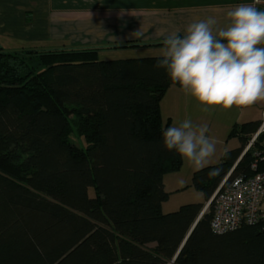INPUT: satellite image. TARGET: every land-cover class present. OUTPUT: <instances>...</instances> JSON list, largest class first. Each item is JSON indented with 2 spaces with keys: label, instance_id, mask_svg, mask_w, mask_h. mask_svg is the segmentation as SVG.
<instances>
[{
  "label": "trees",
  "instance_id": "16d2710c",
  "mask_svg": "<svg viewBox=\"0 0 264 264\" xmlns=\"http://www.w3.org/2000/svg\"><path fill=\"white\" fill-rule=\"evenodd\" d=\"M264 1V0H263ZM259 11L264 8L256 7ZM129 43L61 49L0 47V264H170L260 121L235 123L240 147L192 175L206 203L163 211L166 174L183 159L164 147L161 102L173 85L161 56L100 59ZM76 131L81 147L72 141ZM230 177L252 176L255 150ZM219 169L218 174L209 172ZM94 195H90V189ZM213 200L174 264H264V229L215 233Z\"/></svg>",
  "mask_w": 264,
  "mask_h": 264
},
{
  "label": "crops",
  "instance_id": "0c3cea01",
  "mask_svg": "<svg viewBox=\"0 0 264 264\" xmlns=\"http://www.w3.org/2000/svg\"><path fill=\"white\" fill-rule=\"evenodd\" d=\"M255 1L0 0V37L12 39L21 46L20 50L31 49V46H34L33 49L48 50L129 43H161L164 36L169 33L178 32L182 36L186 26L198 19L215 16L223 23L227 11L239 4L264 8L263 2L256 5ZM138 30L143 35L139 38L133 37L131 34ZM0 47L3 48L1 45ZM162 47L110 49L101 53H106L105 55L113 59L123 58L117 57L122 52L136 53L142 50L150 51V55L147 56H161ZM164 105H166L165 109ZM253 107L256 109L245 121L241 122L237 117L235 123L260 121L264 111V102H258ZM201 108L202 105L195 98L186 95L181 87L175 85L169 88L161 102L162 113L166 116L165 121H169L170 126L178 125L185 119L191 120L194 125L207 124L209 132L206 135L219 142L216 152L225 153L238 148L239 146L233 148L226 146L222 148L221 146L220 148L221 141L219 140L222 132L229 136L231 126L235 124H232V119L228 118V114L221 116L223 110L219 107L209 112H203ZM195 171L191 166L188 176L193 175ZM188 179L189 177L181 179L179 174H173L166 181L172 180L170 185L174 183L177 186H188ZM201 202L206 203L205 199Z\"/></svg>",
  "mask_w": 264,
  "mask_h": 264
},
{
  "label": "clouds",
  "instance_id": "9594fccd",
  "mask_svg": "<svg viewBox=\"0 0 264 264\" xmlns=\"http://www.w3.org/2000/svg\"><path fill=\"white\" fill-rule=\"evenodd\" d=\"M131 35L139 38L143 33ZM162 44L155 67L164 69L173 84L195 98L201 111L244 109L264 102V11L239 4L227 11L223 23L215 16L195 20L182 36L178 32L164 36ZM208 132L207 124L185 119L164 129L163 144L199 171L217 150V141Z\"/></svg>",
  "mask_w": 264,
  "mask_h": 264
},
{
  "label": "built area",
  "instance_id": "2783aa9c",
  "mask_svg": "<svg viewBox=\"0 0 264 264\" xmlns=\"http://www.w3.org/2000/svg\"><path fill=\"white\" fill-rule=\"evenodd\" d=\"M264 3L256 0L255 4ZM264 134V111L258 130L245 151L249 150L260 135ZM246 153V152H245ZM251 164L252 176L238 174L226 177L215 196V209L211 222L215 233L235 230L243 224L261 225L264 229V141L260 150L254 152Z\"/></svg>",
  "mask_w": 264,
  "mask_h": 264
},
{
  "label": "rangeland",
  "instance_id": "374dc122",
  "mask_svg": "<svg viewBox=\"0 0 264 264\" xmlns=\"http://www.w3.org/2000/svg\"><path fill=\"white\" fill-rule=\"evenodd\" d=\"M11 41V43H9ZM0 45L4 48V50L6 51H19L21 48V46H19L17 43H15L14 41H12V39L6 38V37H0ZM32 48H34V46H31ZM26 49V48H25ZM29 49V48H28ZM150 51L147 50H142V51H136V53L128 51L125 53H120V56L117 57H123V58H130V57H143V56H147L150 55L149 54ZM106 53H100V59H113L111 56L105 55ZM164 105V109H165ZM256 109V107H248V108H237V107H233L230 110H223L221 112V116H224L226 114H228V118L230 117V119H232V124L235 123V121H237V117L239 119V121L243 122L245 121L249 116L250 113L253 112ZM165 113L167 115V111L165 110ZM243 114V116H241ZM249 114V115H248ZM164 120H166V116H164ZM232 127V126H231ZM231 129V128H230ZM229 129V130H230ZM229 133V132H228ZM72 141L75 142L76 144H78L81 147L85 146V143L83 141V139H81V137H79L76 133V131L71 135ZM221 141V145L220 148L222 146V148L229 147V148H233V147H240L241 142L239 139H237L236 137H230L228 136V134L222 132V137H220ZM219 146V142H217L216 144V149ZM224 152H216L215 156L212 158L210 164H216L219 163L220 158L222 156ZM189 168H191V166L184 160V164L181 168V170L177 173H170L169 175H167L165 177L164 180V188L166 191L170 192V197L169 199L163 203V211L164 212H171V211H175L177 210L181 205L186 204V203H196V202H201L204 201L205 197L204 194L201 193L200 191L196 190L194 187L189 186L192 180V174L189 175ZM173 174H179L181 179H185V177H189L188 179V186H177V184L172 183V185H170V182H167V178H170V176H173ZM176 176V175H175ZM166 181V182H165ZM166 183V185H165ZM90 195H94V190L91 188L89 191Z\"/></svg>",
  "mask_w": 264,
  "mask_h": 264
},
{
  "label": "water",
  "instance_id": "95a60500",
  "mask_svg": "<svg viewBox=\"0 0 264 264\" xmlns=\"http://www.w3.org/2000/svg\"><path fill=\"white\" fill-rule=\"evenodd\" d=\"M245 152L246 151H244L243 152V154L241 155V157L239 158V160L237 161V163L235 164V166L233 167V169L231 170V172L228 174V176L227 177H229L231 174H232V172L234 171V169H235V167H236V165L238 164V162L241 160V158H242V156L245 154ZM227 179V178H226ZM220 189V188H219ZM218 189V190H219ZM217 190V191H218ZM217 191L215 192V194L212 196V198L210 199V201L205 205V207H204V209H203V211H202V213H201V215L199 216V218H198V220L196 221V223L199 221V219L202 217V215L208 210V208H209V206H210V204L212 203V201L215 199V196H216V193H217ZM196 223L194 224V226L192 227V229L190 230V232L188 233V235H187V237H186V239H185V241L183 242V244L180 246V248H179V250H178V252L176 253V255H175V257H174V259L171 261V263L170 264H174V262H175V260L177 259V257L179 256V254H180V252H181V250H182V248L184 247V245H185V243H186V241H187V239L189 238V236L191 235V233H192V231H193V229H194V227L196 226Z\"/></svg>",
  "mask_w": 264,
  "mask_h": 264
}]
</instances>
